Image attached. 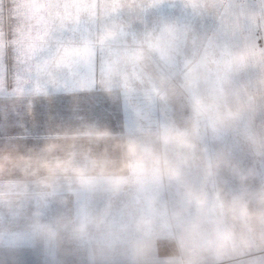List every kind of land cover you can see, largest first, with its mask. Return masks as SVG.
<instances>
[{"label":"rangeland","instance_id":"374dc122","mask_svg":"<svg viewBox=\"0 0 264 264\" xmlns=\"http://www.w3.org/2000/svg\"><path fill=\"white\" fill-rule=\"evenodd\" d=\"M0 19L18 91L115 102L73 158L90 218L45 231L81 229L105 264H264V0H0Z\"/></svg>","mask_w":264,"mask_h":264},{"label":"crops","instance_id":"0c3cea01","mask_svg":"<svg viewBox=\"0 0 264 264\" xmlns=\"http://www.w3.org/2000/svg\"><path fill=\"white\" fill-rule=\"evenodd\" d=\"M62 89L70 98L85 92ZM49 90L29 87L17 91L16 95L23 96L30 91L35 97H47ZM86 113L72 107L65 118L53 123L38 139L0 138V147L16 146L12 152H2L4 156L0 157L3 163L0 167V228L26 226L25 230H0V264L106 263L101 254L90 253L95 247L88 243L75 244L80 243L78 238L84 234L80 233L81 229L73 227L68 233L48 232L43 226L67 220L72 225L82 220L84 225L83 221L90 218L87 211L78 214L75 188L77 183L80 186L89 183L93 169L89 164L73 165L74 157L88 154L82 142L87 138V130H92L86 126ZM62 211L66 212L65 217L61 216Z\"/></svg>","mask_w":264,"mask_h":264},{"label":"snow or ice","instance_id":"6c2138e0","mask_svg":"<svg viewBox=\"0 0 264 264\" xmlns=\"http://www.w3.org/2000/svg\"><path fill=\"white\" fill-rule=\"evenodd\" d=\"M0 31L5 34L13 31V24L8 22L4 28V21L0 19ZM8 47L0 54V138L15 137L20 139H38L39 136L57 120L65 118L72 107L87 112L94 118L113 119L114 103L99 96L76 95L69 98V94L60 87L52 86L47 97H35L30 91L23 96H17L19 90L18 77L22 66L8 67ZM29 89L30 85H24Z\"/></svg>","mask_w":264,"mask_h":264}]
</instances>
